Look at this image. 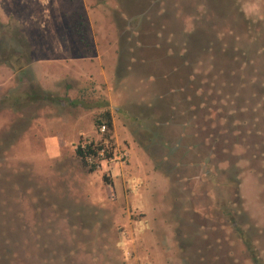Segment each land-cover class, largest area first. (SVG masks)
I'll return each mask as SVG.
<instances>
[{
	"label": "rangeland",
	"instance_id": "rangeland-1",
	"mask_svg": "<svg viewBox=\"0 0 264 264\" xmlns=\"http://www.w3.org/2000/svg\"><path fill=\"white\" fill-rule=\"evenodd\" d=\"M237 5L248 34L227 0H0L29 62H0V264H255L239 230L264 262V0Z\"/></svg>",
	"mask_w": 264,
	"mask_h": 264
},
{
	"label": "trees",
	"instance_id": "trees-1",
	"mask_svg": "<svg viewBox=\"0 0 264 264\" xmlns=\"http://www.w3.org/2000/svg\"><path fill=\"white\" fill-rule=\"evenodd\" d=\"M230 1L234 3L235 8L233 9L234 14H238V16L241 18L240 23L237 25L240 26L242 29L246 30V33L248 34L251 31L252 23L245 18L243 13L237 9V3L238 0H227L228 4H230ZM263 27V26H262ZM264 30L257 32L256 38L254 39V43L257 45L264 44ZM7 45L0 44V62L8 61V62H14L16 61L17 64L14 67V71L18 73H23V71L26 70L28 67V60L24 58V56L17 54L16 50H13L12 48H6ZM261 55L264 54V46H261ZM34 86H30L27 90H24L21 92V94H27V96L30 99V102L28 103H34L38 101H43L47 99V96L44 92H39L35 94ZM0 103H5L4 99L0 100ZM95 126L97 127V130L101 132V128L103 126L106 127V131L103 134V138L98 143H81L77 146L75 150L76 157L80 160L83 167L90 173H95L98 171V169L101 167V162L103 161H111L113 159V120L110 112H106L102 115L101 118L97 119L95 121ZM262 157V162H264V149L260 153ZM238 234L240 237L244 240V243L246 244L248 251L251 254V257L253 259V262L255 264H264L262 260H260L256 255V249L253 244V241L250 239L249 235H247L242 230L238 231Z\"/></svg>",
	"mask_w": 264,
	"mask_h": 264
},
{
	"label": "crops",
	"instance_id": "crops-1",
	"mask_svg": "<svg viewBox=\"0 0 264 264\" xmlns=\"http://www.w3.org/2000/svg\"><path fill=\"white\" fill-rule=\"evenodd\" d=\"M15 72V71H14ZM16 73H18V72H15V73H8L7 75H6V78L8 79H10V81H13L14 80V77H15V75H16Z\"/></svg>",
	"mask_w": 264,
	"mask_h": 264
},
{
	"label": "built area",
	"instance_id": "built-area-1",
	"mask_svg": "<svg viewBox=\"0 0 264 264\" xmlns=\"http://www.w3.org/2000/svg\"><path fill=\"white\" fill-rule=\"evenodd\" d=\"M105 131H106V127L103 126V127L101 128V132L104 133Z\"/></svg>",
	"mask_w": 264,
	"mask_h": 264
}]
</instances>
